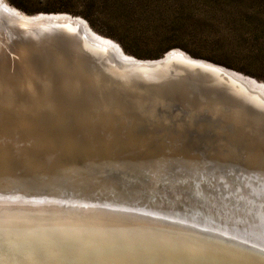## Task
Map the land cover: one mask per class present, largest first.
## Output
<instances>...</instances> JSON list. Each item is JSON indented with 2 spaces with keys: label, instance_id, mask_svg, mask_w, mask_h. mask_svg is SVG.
I'll return each mask as SVG.
<instances>
[{
  "label": "bare ground",
  "instance_id": "obj_1",
  "mask_svg": "<svg viewBox=\"0 0 264 264\" xmlns=\"http://www.w3.org/2000/svg\"><path fill=\"white\" fill-rule=\"evenodd\" d=\"M0 11L22 27L32 24L2 3ZM96 37L104 50L133 58ZM38 53H24L18 72L0 70V232L31 239H0L3 262L19 264L24 254L38 264H264V135L249 128L243 104L228 108L215 96L193 101L194 108L212 109L206 121L196 111L156 117L131 75L119 85L133 90L134 105L120 88L100 89L84 69L62 80L66 63ZM182 59L174 57L183 65ZM166 74L154 76L156 102L164 104L170 85L171 96L187 100L189 85ZM250 84L264 104V90ZM205 163L225 173L223 190L208 180Z\"/></svg>",
  "mask_w": 264,
  "mask_h": 264
},
{
  "label": "rangeland",
  "instance_id": "obj_2",
  "mask_svg": "<svg viewBox=\"0 0 264 264\" xmlns=\"http://www.w3.org/2000/svg\"><path fill=\"white\" fill-rule=\"evenodd\" d=\"M1 3L15 10L18 14L27 17L63 14L79 18L85 23L91 33L117 46L119 52L138 60H159L173 51H181L194 59L204 60L231 70L251 82L253 81L259 88L264 90V0H0ZM7 17L5 13L0 11V67L3 66L0 69L1 71L13 73L18 69L21 70L24 66L22 61L23 54H29V50L32 49V52H39L38 54H41L46 59L48 57L50 62L66 63V67L63 68L65 75L63 74L62 80H66L67 77L70 78L71 75L75 76V72L78 74L77 69L80 71L84 69L85 73H92L98 78L99 83H97L100 89L103 83H107L106 85L112 89V92L114 87H117L115 90L120 88L118 94L124 96L127 102L134 105V101L131 99V97L135 96L133 90L130 87L121 86L122 84L119 85L125 76L123 74L126 73L117 71V64L114 63L107 52L95 50L86 41H80L81 37L79 38V36L69 38V35L62 32L58 33L49 30L47 31L49 32L48 36H42V34L40 36L37 31L36 33L32 31L34 35H31V32L29 33L25 30V26L22 27L13 19ZM45 28L48 27L46 26ZM76 32L74 30V34ZM19 37H26V39L33 41L31 44L32 48L29 49L28 46L30 45L18 40ZM63 37L66 40H63ZM47 46L50 49H47ZM40 50L48 51L47 53L43 51L41 53ZM52 51H55L54 55ZM85 51L87 54H85ZM3 59H5V62ZM108 59L110 62L107 61ZM89 60L91 61L89 62ZM100 61L102 62L100 63ZM105 64L111 66H106ZM178 65L177 68L180 70V74L173 77L170 76V78L178 79L180 82L186 83L187 86L189 85L188 98L184 101L179 96H171L172 94L170 93H172L175 85H170L167 89H171V91L166 90L163 93L165 96L162 97L164 104L157 103V93L153 89L155 86L152 85L158 84L159 80H154L153 75L135 78L137 85H133L132 88L139 90L140 94L142 93L143 95H141L147 98L145 99L146 104H148L146 109L148 111L154 110L153 112L151 111L152 115L157 117L158 114H172L180 116L179 118H184L185 112L196 111L200 114L212 116V109H205L199 105L201 101L202 103L210 101L213 98L216 99L215 96H217L219 97L217 98L218 100H222L223 103L227 104H223L225 107L231 108L233 106L234 108H239L243 104L240 109L246 114L250 113L252 115L255 113L257 114L255 115L257 119L264 120L262 119L264 118L262 113L264 112V104L260 102L263 104L260 105L257 100H254L252 94L205 70L195 67L187 70V67L183 66L182 69L180 64ZM103 67H107V69ZM15 69L16 71H14ZM106 70H108V74L114 71L109 76ZM114 75L116 78H114ZM111 76L112 78L110 79ZM53 77H56L54 81L58 83L60 78L56 75L50 78ZM200 77L201 80H205L200 81ZM156 78L159 79L158 77ZM210 78H212L211 81ZM198 87L204 90V94L197 95L196 91L200 90ZM212 88L214 89L211 90ZM234 94L238 95L235 96ZM170 97L171 99L174 97L176 101H170ZM241 98L243 102L239 100ZM193 101L199 104L196 105V108L192 105ZM250 115L247 117L250 120L247 122L249 128H252L256 133H260V135H264V125L253 122L250 117L254 118V120L256 117Z\"/></svg>",
  "mask_w": 264,
  "mask_h": 264
},
{
  "label": "water",
  "instance_id": "obj_3",
  "mask_svg": "<svg viewBox=\"0 0 264 264\" xmlns=\"http://www.w3.org/2000/svg\"><path fill=\"white\" fill-rule=\"evenodd\" d=\"M16 15L24 18L27 16H23L20 15L18 13H15ZM27 19L28 22H31L32 24L29 25V27L25 26L26 29L29 33L32 31H36V30H41L39 32H41L42 36H48L47 31H55V32H62L64 34L70 35L72 37H76L79 36L81 37L84 41H86L92 48L96 49V50H103L104 52H107V54L113 59L114 63L117 64V71L119 73H126L128 75H131L134 78H139V77H145V76H156V75H160V74H166V73H170L168 77L170 76H175V75H179L180 70H178L177 68V61L174 60V57L177 55H180L183 59L184 64H180L182 66H185L187 68H198V69H202L205 70L219 78H226L227 80H229V82L233 83L236 82L239 84L240 87H242L243 90L247 91L250 94H259V89L258 88H254L250 83V80L231 71L228 70L224 67L221 66H217L214 65L212 63H209L207 61L204 60H197L194 59L192 57H190L189 55L185 54L184 52L181 51H173L169 54H167L164 58L159 59V60H138L135 58L132 59H127L125 60L122 56H120L119 54L113 53L111 51H106L104 50L99 43L98 37L95 36V34L91 33L90 30L87 28V26L85 25V23L76 17H72L70 15H40V16H35V17H27L24 18ZM43 22H45L46 24H49V26L53 25V27L51 28H45V26H35L33 27V23L36 24H40L43 25ZM65 22V23H64ZM30 24V23H29ZM61 24H66L65 27H61ZM86 29L85 31L83 29ZM74 30L77 31L76 34H74ZM69 36V37H70ZM18 40L22 41L23 43L30 45L32 44L33 41H31L30 39H26V37H19ZM121 53V52H119ZM119 55V56H118ZM194 62V63H191ZM177 69V70H176ZM57 75V74H56ZM171 77V78H172ZM61 80L58 79V83H60ZM264 99V93H261ZM181 109V108H179ZM199 113V112H197ZM185 117L188 115L185 112ZM200 114V113H199ZM212 116H207L206 114H200L199 116H197V119L199 121H206V119L211 118ZM205 168L203 169L204 172L207 173L208 171V180H211V178H213V181L216 182V187L217 190L220 189H224V185L229 182L227 179V176L225 175V173L222 171V169L214 163H205ZM209 169V170H208ZM220 176H222L224 178L223 182H219V178ZM223 186V187H221ZM26 234V233H23ZM50 236L58 238L60 237V235H53L51 234ZM61 237H65V236H61ZM3 238H18L21 240V242H27V240H31L28 239L29 237H26L25 235L22 234H14L11 236H8V234H6V232H0V239ZM35 239L34 237H30ZM9 243V242H8ZM21 245V244H18ZM34 247V246H33ZM1 250V248H0ZM20 258H21V262H19V264H38L37 262H27L25 258L24 254H19ZM0 264H8V262H3L0 259ZM18 261V260H17Z\"/></svg>",
  "mask_w": 264,
  "mask_h": 264
}]
</instances>
